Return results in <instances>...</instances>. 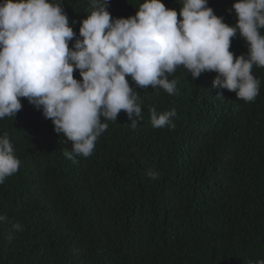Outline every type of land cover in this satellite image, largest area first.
I'll return each instance as SVG.
<instances>
[{"label":"trees","instance_id":"1","mask_svg":"<svg viewBox=\"0 0 264 264\" xmlns=\"http://www.w3.org/2000/svg\"><path fill=\"white\" fill-rule=\"evenodd\" d=\"M143 0H110L113 18ZM178 12V0H163ZM235 0H208L229 25ZM79 35L88 0H62ZM73 21L76 23L73 24ZM264 32V29L261 30ZM74 40L69 43L72 46ZM230 50L247 54L239 33ZM254 102L213 86L215 72L169 76L176 92L139 88L135 128L121 111L90 157L68 159L72 142L41 109L21 98L0 119L20 161L0 184V264H248L264 259V68ZM74 76L80 77L79 70ZM175 109V129L153 128L150 109ZM149 169L159 176L151 180ZM21 224L22 231L13 227Z\"/></svg>","mask_w":264,"mask_h":264},{"label":"clouds","instance_id":"2","mask_svg":"<svg viewBox=\"0 0 264 264\" xmlns=\"http://www.w3.org/2000/svg\"><path fill=\"white\" fill-rule=\"evenodd\" d=\"M178 2L180 18L163 0H143L135 15L113 18L110 0H88L77 36L62 0H0V119L15 117L21 98H27L53 122L56 133L72 142L64 155L74 159L93 154L107 121H117L121 111L133 128L142 119V100L128 77L139 88L173 95L176 81L169 76L178 67L194 79L215 72L214 87L254 102L261 82L252 70L264 68V0H235L234 25L208 0ZM238 33L247 43L246 55L230 50ZM149 111L153 128L175 129V109ZM19 165L8 133L0 134V184ZM146 175L155 180L159 172L149 169ZM7 220L0 215V223ZM13 227L23 230L19 223ZM248 264H264V259Z\"/></svg>","mask_w":264,"mask_h":264}]
</instances>
